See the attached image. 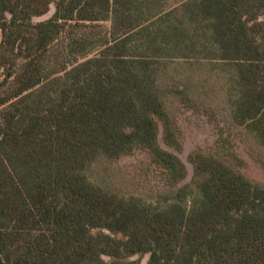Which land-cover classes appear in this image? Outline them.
<instances>
[{"label": "trees", "instance_id": "trees-1", "mask_svg": "<svg viewBox=\"0 0 264 264\" xmlns=\"http://www.w3.org/2000/svg\"><path fill=\"white\" fill-rule=\"evenodd\" d=\"M219 94L187 180L168 101ZM234 127L264 152V0H0V264H264ZM139 150L150 199L90 177Z\"/></svg>", "mask_w": 264, "mask_h": 264}, {"label": "rangeland", "instance_id": "rangeland-1", "mask_svg": "<svg viewBox=\"0 0 264 264\" xmlns=\"http://www.w3.org/2000/svg\"><path fill=\"white\" fill-rule=\"evenodd\" d=\"M55 10L52 6L48 14L37 18L39 20L49 18ZM217 97L216 110L210 104L202 103L199 108L192 109L185 106L178 99L171 97L169 107L172 114L182 129V143L184 150L179 155L187 163L190 180L193 174V166L188 161V154L197 147L208 148L215 145L218 138L219 126L227 127L228 113L220 110L222 102ZM204 96V95H203ZM236 133L237 150L246 160L244 171L253 179L264 184V152L240 129L234 127ZM162 141V140H161ZM163 143V142H162ZM92 180L102 185L117 187L123 193L143 195L150 199L151 194L163 186L158 172L151 164L148 155L144 151H135L115 162L98 161L89 171ZM148 256L143 259L146 264Z\"/></svg>", "mask_w": 264, "mask_h": 264}]
</instances>
